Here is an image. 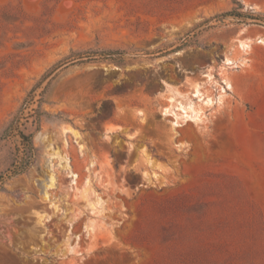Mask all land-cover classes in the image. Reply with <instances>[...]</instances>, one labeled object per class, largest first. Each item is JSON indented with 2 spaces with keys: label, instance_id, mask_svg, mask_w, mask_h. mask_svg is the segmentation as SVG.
Masks as SVG:
<instances>
[{
  "label": "rangeland",
  "instance_id": "obj_1",
  "mask_svg": "<svg viewBox=\"0 0 264 264\" xmlns=\"http://www.w3.org/2000/svg\"><path fill=\"white\" fill-rule=\"evenodd\" d=\"M262 38L264 0H0V137L27 100L36 150L0 139V264H264Z\"/></svg>",
  "mask_w": 264,
  "mask_h": 264
},
{
  "label": "trees",
  "instance_id": "obj_2",
  "mask_svg": "<svg viewBox=\"0 0 264 264\" xmlns=\"http://www.w3.org/2000/svg\"><path fill=\"white\" fill-rule=\"evenodd\" d=\"M243 17L244 15H242L241 13L238 12L237 9H234L230 12L227 13H223L222 15H220V18H225V17ZM250 18V17H249ZM250 19H254V18H250ZM124 52L123 51H119V50H106V51H102V52H98V53H88L87 57H80L78 58L79 60H83L84 58H86L87 61H93V60H111L114 62H121L124 56ZM97 56H100L98 58H96ZM41 84V82L33 88L32 92H34L39 85ZM46 89L43 91V93H45ZM27 100L24 101L22 107L19 109V111L17 112V114L13 117V119L11 120V122L8 124V126L5 128V130L2 132L0 139L5 140L7 138H9L11 136V134L13 133V131L16 129L18 130V133L23 141L24 144V155L22 158V161L20 163V167L18 170V173L24 172L28 166L31 164V162L33 161L34 157H35V147L33 145V134H25L23 131H20L18 129V124L20 123V121L22 120V116H23V111L25 109V105H26ZM38 112V110H37Z\"/></svg>",
  "mask_w": 264,
  "mask_h": 264
},
{
  "label": "bare ground",
  "instance_id": "obj_3",
  "mask_svg": "<svg viewBox=\"0 0 264 264\" xmlns=\"http://www.w3.org/2000/svg\"><path fill=\"white\" fill-rule=\"evenodd\" d=\"M258 43H262V44H264V38L259 39V40H258ZM239 47H240L241 50L247 52L248 49L250 48V43H247V42L241 41ZM236 62H237V61H236ZM236 62H235L233 59H231V58H227L225 64H226V65H234V67H237V66L235 65ZM231 67H232V66H231ZM209 76H210V75H209ZM224 84H225V87H228L229 89L232 88V85H231V83H230L228 80H225V81H224ZM195 95H196V97H198V98H200V99H203V100L206 99V96H205V94H204V92L202 91V88H201L200 86H196V89H195ZM174 101H175V100H174L173 98L170 99V104H169V106L165 109V114L172 115V116L178 118V114H177V112H176L177 108H184V107H183V104H182V103H181L180 105H177V104L174 103ZM209 102H211V99H210V98H207V103H209ZM189 110H190V112H191L192 114H196V115L198 114V112L196 111V109H194V108H192V107H190ZM76 134H77V133H76ZM56 154H57V153H56ZM50 178H51V186H54V176H51Z\"/></svg>",
  "mask_w": 264,
  "mask_h": 264
},
{
  "label": "water",
  "instance_id": "obj_4",
  "mask_svg": "<svg viewBox=\"0 0 264 264\" xmlns=\"http://www.w3.org/2000/svg\"><path fill=\"white\" fill-rule=\"evenodd\" d=\"M72 63H73V62H68V63L62 65L61 67H59L58 69H56L54 72H52V73L47 77L46 80H48V81L51 80V79H52V78L58 73L59 70H61V69L65 68V67L71 65Z\"/></svg>",
  "mask_w": 264,
  "mask_h": 264
}]
</instances>
